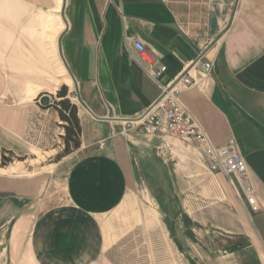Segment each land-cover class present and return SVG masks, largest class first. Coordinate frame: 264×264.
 Returning a JSON list of instances; mask_svg holds the SVG:
<instances>
[{
    "label": "crops",
    "instance_id": "0c3cea01",
    "mask_svg": "<svg viewBox=\"0 0 264 264\" xmlns=\"http://www.w3.org/2000/svg\"><path fill=\"white\" fill-rule=\"evenodd\" d=\"M201 55L214 62L206 77ZM65 67L90 110L77 106L80 147L27 170L52 150V134L64 136L53 100L73 81ZM192 67L198 83L180 99L213 145L235 140L259 211L213 174L227 220L206 229L204 248L191 226L173 237L192 264H264V0H0V264H109L138 226L143 183L168 178L170 159L208 169L196 143L123 122ZM209 209L218 214V204Z\"/></svg>",
    "mask_w": 264,
    "mask_h": 264
},
{
    "label": "rangeland",
    "instance_id": "374dc122",
    "mask_svg": "<svg viewBox=\"0 0 264 264\" xmlns=\"http://www.w3.org/2000/svg\"><path fill=\"white\" fill-rule=\"evenodd\" d=\"M66 83L69 85L67 97L72 104L81 106L75 83ZM61 127L57 132L65 135ZM55 134H52V150L46 153L38 151L37 161H32L31 167L27 163V170H36L37 173L45 171L68 155L64 153L63 137H56ZM161 155L171 157V154ZM30 157L34 158V155ZM187 166L178 168L177 163L170 159L168 178L161 176L157 182L151 179L152 183L142 184L137 199L138 226L107 254L109 264H192L190 257L181 252L174 237H180L179 233L191 226L196 230L194 240L204 248L208 244L206 229H214L225 223L228 216H225L223 192L213 176L219 173L211 172L208 164V169L203 167L199 170ZM217 204L218 214L211 213L209 208Z\"/></svg>",
    "mask_w": 264,
    "mask_h": 264
},
{
    "label": "built area",
    "instance_id": "2783aa9c",
    "mask_svg": "<svg viewBox=\"0 0 264 264\" xmlns=\"http://www.w3.org/2000/svg\"><path fill=\"white\" fill-rule=\"evenodd\" d=\"M133 47L141 53L146 51L144 45L139 41L133 42ZM197 64H199L198 73L205 77L210 75L214 69L213 61H202L201 58ZM193 69V67L187 69L171 85L163 87L162 98L155 106L136 117L124 119L126 129L129 131L140 128L148 136H171L194 142L203 147L210 171L221 173L229 179L246 197L250 210L258 212L259 205L252 194V187L246 172V163L235 140L230 139L222 146L213 145L196 118L180 99L184 90L198 83V78L192 74ZM165 71L166 67L160 66L155 77L161 76ZM159 151L166 156L171 153L170 147L166 143L160 145Z\"/></svg>",
    "mask_w": 264,
    "mask_h": 264
},
{
    "label": "trees",
    "instance_id": "16d2710c",
    "mask_svg": "<svg viewBox=\"0 0 264 264\" xmlns=\"http://www.w3.org/2000/svg\"><path fill=\"white\" fill-rule=\"evenodd\" d=\"M68 96V87L63 86L57 93L56 98L53 100L54 105L60 114V118L66 123L65 135L63 136L65 144V154L71 153L80 147V136H81V126L78 118V108L76 105L72 104ZM50 104L48 101L43 102L42 106H48ZM10 162V159L3 158V165Z\"/></svg>",
    "mask_w": 264,
    "mask_h": 264
},
{
    "label": "water",
    "instance_id": "95a60500",
    "mask_svg": "<svg viewBox=\"0 0 264 264\" xmlns=\"http://www.w3.org/2000/svg\"><path fill=\"white\" fill-rule=\"evenodd\" d=\"M203 56H204V55H201V56L196 60L195 64H197V62H199V60H200ZM65 68L67 69V71H68V73L70 74V76H71L73 82L75 83V89H76V91H77V90H78V86H77V84H76V81H75L74 77L72 76V74H71V72H70L69 67H65ZM161 98H162V97H160V98L154 103L153 106H155V105L161 100ZM78 101H79V103H80V105H81L82 107H84L85 109H87V110L90 112V110L88 109V107L85 105V103H84L80 98H78ZM153 106H152V107H153Z\"/></svg>",
    "mask_w": 264,
    "mask_h": 264
}]
</instances>
